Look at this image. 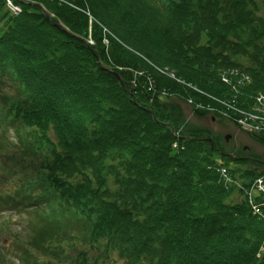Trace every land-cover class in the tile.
Here are the masks:
<instances>
[{"label": "trees", "instance_id": "16d2710c", "mask_svg": "<svg viewBox=\"0 0 264 264\" xmlns=\"http://www.w3.org/2000/svg\"><path fill=\"white\" fill-rule=\"evenodd\" d=\"M26 1L13 17L0 0V84L17 88L0 95L1 118L26 146L16 156L42 158L21 202L0 193V213L34 212L19 262L264 264V196L254 215L218 168L245 186L263 173L232 166L184 109L256 106L264 0ZM230 69L251 83L229 85Z\"/></svg>", "mask_w": 264, "mask_h": 264}, {"label": "rangeland", "instance_id": "374dc122", "mask_svg": "<svg viewBox=\"0 0 264 264\" xmlns=\"http://www.w3.org/2000/svg\"><path fill=\"white\" fill-rule=\"evenodd\" d=\"M261 9L263 12L264 4L261 6ZM86 13L91 20L96 22L94 16L88 12ZM111 34L108 33V35L112 36ZM1 88L2 91L0 95L2 94L3 96L15 95L17 93V88L11 81H6ZM1 102L2 98H0V103ZM184 107L188 126L210 132L213 137L220 141L219 147L221 151L236 154V143L242 140L241 144H239L240 148L244 145H248L251 147L254 154L264 159V149L254 144L251 138L249 139L234 125L232 118L233 113L229 112L230 115L224 113L216 115L210 112L204 118H198L191 108L185 105ZM230 135L234 137L230 139V142H226L225 137ZM236 138L240 140H236ZM24 148H26V146L25 144L19 143V136L15 128L9 127V129L6 130L4 126L0 125V193L3 194L4 197L7 194L8 196L16 197L14 196V192H16L17 187H27V182L36 178L35 168L37 163H41L42 158L36 156H30V158H22L20 155L16 156L17 152ZM28 148L31 149V147ZM12 157L13 160H10ZM238 196L239 195H235V198ZM18 202H21L20 197H16L13 200L14 205ZM4 206L7 205L4 204L2 207ZM34 218V212L30 209H23L19 212L15 210L11 211V209L8 208L0 213V257L5 255L8 262L12 264H21L18 258L21 256L22 248H25L22 242H24L27 232L30 231L29 226ZM33 255L34 258L38 257L46 263L47 259L43 253L33 252ZM51 264L57 263L53 262Z\"/></svg>", "mask_w": 264, "mask_h": 264}, {"label": "flooded vegetation", "instance_id": "af4514ba", "mask_svg": "<svg viewBox=\"0 0 264 264\" xmlns=\"http://www.w3.org/2000/svg\"><path fill=\"white\" fill-rule=\"evenodd\" d=\"M239 144H241V142L237 141V143H236V154H238V158L240 159V161H242V162L253 161L254 158L250 156V154L252 152L251 147H249L248 145H244L242 148H240ZM254 162H256L257 165H260L262 163L261 160L254 161Z\"/></svg>", "mask_w": 264, "mask_h": 264}, {"label": "bare ground", "instance_id": "6f19581e", "mask_svg": "<svg viewBox=\"0 0 264 264\" xmlns=\"http://www.w3.org/2000/svg\"><path fill=\"white\" fill-rule=\"evenodd\" d=\"M185 106L191 108L193 112H200V105H198L193 99H191L189 102H185Z\"/></svg>", "mask_w": 264, "mask_h": 264}, {"label": "water", "instance_id": "95a60500", "mask_svg": "<svg viewBox=\"0 0 264 264\" xmlns=\"http://www.w3.org/2000/svg\"><path fill=\"white\" fill-rule=\"evenodd\" d=\"M229 139V138H228Z\"/></svg>", "mask_w": 264, "mask_h": 264}]
</instances>
